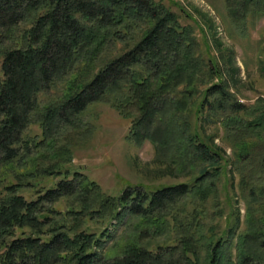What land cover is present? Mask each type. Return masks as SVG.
<instances>
[{
    "label": "trees",
    "instance_id": "trees-1",
    "mask_svg": "<svg viewBox=\"0 0 264 264\" xmlns=\"http://www.w3.org/2000/svg\"><path fill=\"white\" fill-rule=\"evenodd\" d=\"M224 5L238 35L249 17L264 16V0ZM112 43L123 48L101 62ZM233 72L203 58L192 27L160 2L0 0V264H264V218L249 212L245 231L231 226L222 240L214 228L205 233L199 209L224 159L192 117L264 170V100L240 102ZM104 102L129 120L128 142L149 141L172 171L199 175L110 196L73 169L65 133L80 131L84 112ZM34 125L40 134H25ZM240 182L264 199V186ZM167 234L173 244L149 246Z\"/></svg>",
    "mask_w": 264,
    "mask_h": 264
},
{
    "label": "rangeland",
    "instance_id": "rangeland-1",
    "mask_svg": "<svg viewBox=\"0 0 264 264\" xmlns=\"http://www.w3.org/2000/svg\"><path fill=\"white\" fill-rule=\"evenodd\" d=\"M153 1L160 2L175 13L182 26L192 27L203 58L227 63L230 71H234L231 91L235 92L240 102L253 105L258 99L264 100V77L259 71L260 61H264V16L249 17L246 34L242 36L234 31L227 19L224 0ZM122 48L121 43L110 44L101 62L117 55ZM82 119L85 125L80 131L65 133L74 154L72 168L81 171L110 196H118L124 189L134 186L152 191L168 185L191 184L199 175L197 168L180 175L172 171L173 166L166 158L155 156L149 141H143L138 146L128 142L126 136L130 122L122 119L109 103L91 105ZM194 125L200 126V136L221 151L224 159L215 192L199 205V209L204 211L205 233H208V228H214L217 239L222 237L223 240L228 229L237 226V233L241 234L247 227L245 219L249 212L264 218V199H258V190L253 194L244 191L240 182L243 177L251 182L248 183L251 186H264V170L257 162L260 158L253 163L239 158L237 151L224 138L223 132L214 128V124L199 122L192 117L191 126ZM25 134L39 135L40 131L34 125ZM251 173L254 175L251 176ZM197 205L198 202H195ZM192 206L188 204L183 215L189 216ZM172 239L173 235L167 234L152 240L149 246L155 248L157 245L173 244ZM229 253L231 261L235 262V249L231 248Z\"/></svg>",
    "mask_w": 264,
    "mask_h": 264
}]
</instances>
